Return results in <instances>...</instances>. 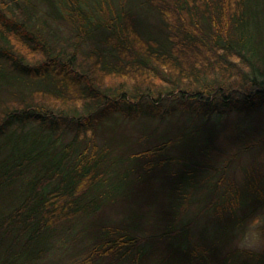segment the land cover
Returning <instances> with one entry per match:
<instances>
[{"label": "trees", "instance_id": "16d2710c", "mask_svg": "<svg viewBox=\"0 0 264 264\" xmlns=\"http://www.w3.org/2000/svg\"><path fill=\"white\" fill-rule=\"evenodd\" d=\"M168 1L178 14L165 13L164 20L161 0H0V264H39L56 234L70 237L82 222L81 230L96 227L99 233L85 255L69 264H99L103 256L111 257L109 264H248L237 259L246 250L234 247L225 255L220 247L244 231L250 214L264 218V173H248L244 188L222 195L230 198L225 204L207 201L217 225L197 232L202 249L191 241L195 217L186 221L187 211L180 221L175 217L181 206L217 194L220 174L202 196L192 197L202 189L198 171L209 168L199 158L225 114H245L241 118L250 126L249 113L264 109V0ZM148 7L161 29L143 10ZM63 21L69 37L58 33ZM130 25L145 47L135 49ZM82 51L93 60L79 58ZM94 67L124 79L103 88L93 78ZM167 75L173 86L157 89ZM234 76L238 83H227ZM179 99L186 101L180 110L194 111L190 121L147 146L151 124L133 120L164 118L183 103L174 101ZM127 124L138 126L140 138L123 133ZM250 154L254 161L264 157V134L233 159L240 163ZM157 168L163 183H170V197L166 208L154 212L155 201L145 208L136 182ZM201 204V210L208 205L205 199ZM103 207L121 215L97 219ZM153 217L163 222L152 234L144 227ZM260 257L254 260L264 264Z\"/></svg>", "mask_w": 264, "mask_h": 264}, {"label": "rangeland", "instance_id": "374dc122", "mask_svg": "<svg viewBox=\"0 0 264 264\" xmlns=\"http://www.w3.org/2000/svg\"><path fill=\"white\" fill-rule=\"evenodd\" d=\"M148 1L151 5H154L152 0H148ZM161 1L162 2H158V5L162 9L160 12V18L165 20V18L168 17L166 14L171 16V13H173L172 14L173 17H176L178 12L176 10H169L166 4H164V3H169L170 1L168 0H164V1L161 0ZM111 8H113V5L111 6ZM143 10L144 11L150 10L149 12L151 13V16H149V19L151 20V22L153 21L152 22L153 25H156V27L161 29L162 23L160 19L156 17L158 16L156 11L154 12V10L149 7L148 9L145 8ZM140 11L142 12V10ZM164 14L166 15L165 18H164ZM59 27L60 28H58L59 29L58 33L60 35L64 37H69L71 35V30L69 29V25L66 22L63 21V23H61ZM130 27H131V29L129 30L131 34L130 39L131 40L135 39L133 45L135 49L139 47H145L146 43L144 42V40L135 36L132 25H130ZM102 46L104 47V49L108 48L106 44H102ZM83 48L87 49L85 47ZM122 54L126 58V54L124 53V50H122ZM82 55L86 58H84ZM78 57L89 62L90 60H93L92 56H89L88 54H84V52L82 54L80 53ZM98 69H100L99 66ZM98 69L96 67L93 68V74H94L93 78L96 80V82L102 85L103 88L119 85V83H121V81H123L124 79L120 73L109 74L108 72L102 69L99 72ZM160 69H161L160 71L164 70L162 67ZM167 73H173V72L170 71ZM168 76L170 77V75H167L163 78L164 81L161 79L159 83H157L159 85L157 89L162 88L164 90L171 88L173 86L170 80L166 78ZM236 78L238 77L234 76V78L229 80V82L227 83H231L230 81H233L234 83L237 84L238 80ZM181 85L186 89L194 87V85L188 86L189 84L188 85L181 84ZM68 91H70V89H68ZM72 95L74 98L76 97L74 94ZM187 95L190 97L192 94L188 93ZM73 97L71 98L72 100ZM178 98L179 97L175 96V99ZM189 100L195 101L193 98H190ZM45 101H51V100L45 97ZM61 101H64L63 97H61ZM174 101H183V100L179 99ZM185 106H186V101L185 102L183 101V103H179L177 107L176 106L174 107L173 113L166 114L164 118L157 117V119H155L156 118L155 117L153 119H150L147 116L145 117L143 115H138L136 116L135 120L132 119L133 121H135L132 124H136L137 122L143 123L147 121L149 124H151L152 126L151 129L154 132V135L151 138H149L146 145L149 146V145L159 144L160 142L164 141V139H162L163 132L168 131L169 133H171L178 131L180 127L184 126L190 121L191 115H194L192 114L194 111L190 109V113H188L185 112V110L184 111L180 110L181 107L185 108ZM167 107L168 105L166 104V107L164 109H166ZM249 114H251L249 118L251 119L250 123H252L250 126L246 125L243 122V118H241V116H244L245 114L241 115V113H237V112H231L225 114V117L222 118L223 121L220 123L221 125L219 126V128H217V130H214L213 132V142L210 144L209 149H207L204 155L200 156L199 158L201 165L205 164L209 166V168L207 171L203 169L198 171V176H199L198 179L202 189L199 190V192H196V194L192 195V197L202 196L201 194L205 193V190L208 185L209 186L213 184L215 185V182L217 180L216 176L220 174V176L221 175L223 176V179L217 185V189H216L217 194L215 195L209 194L208 196H206L205 194V196H203L201 203H203L205 199V202L208 205L205 206L203 205L204 207L202 208V210H201L202 207L201 203L198 202L197 205L188 203L187 205L181 206L179 208L181 212L177 214V216L175 217L176 220L180 221L181 216L185 214L186 211L188 212V214L184 215L183 216L184 218L187 216L191 217L192 215L195 217L193 221L194 230L191 231V235L193 237L191 241L195 242L194 245H196L198 249L203 248L202 240L200 239L197 240V235L199 233V230L200 229L203 230L204 228L205 229L216 228L217 225L215 218L216 212L215 210L213 211L211 209L209 203L215 204L218 203L219 201L221 202L224 201L223 204H225V202L230 198L225 200V197L222 198V195H224L225 192L237 190V188H244L246 186V179L249 177L248 173H251L252 171L259 172V174L261 175L264 173L263 156L255 157V161H254L253 156L251 154L244 155L240 163H238L237 158L233 159L234 157L233 155L235 154V151H237L243 145H246L247 143L249 144L250 142H252L253 139L255 140L260 135L264 134V109L261 108ZM195 116L201 117V115H196V114ZM132 124L121 126V128L124 131L123 132L124 134H129L134 139H138L140 138L141 135L140 132L138 131V126H134ZM136 125H139V123ZM230 159H232V163L229 164V166H227L226 169L220 170V166L222 164L224 166V162L225 161L228 162ZM259 159H261V161H259ZM247 160H251V161H247ZM212 167H215L216 169ZM243 167L247 169L245 170L246 174L243 170ZM170 168L172 169V171L173 170L176 171V169H179L178 166H173ZM138 173L139 172L137 171L133 172V177L131 178H136L138 176ZM146 175L147 176L145 177L144 181L136 182L137 184L136 186L138 188V194H139V196L138 195L137 196L139 197V199H144L146 201V205L144 206L145 208H149L150 205L154 204L151 203L153 199L155 201V205L153 206H156V209L153 210L154 212L166 208L165 201L170 197L169 196L170 188H168L169 187L168 184L170 183H166V182L163 183L165 180H163L164 174L162 168L154 169L149 173H147ZM207 201L210 202L208 203ZM150 208H152V206ZM119 214L116 213L114 214V212L111 211V209H108V207H103L96 214V218L101 220H108V218L112 216L113 218L118 219L119 216L121 215ZM158 214H159L158 216L163 215V211ZM154 218L155 217H153L152 222L149 221L144 227L148 233H150L151 230H152V234L157 233L158 231L156 230L158 226L162 225L163 221L155 222ZM185 219L187 221L188 217ZM68 223L72 225L70 222ZM83 225L84 222L79 223V226H77V230L76 228L73 229V233L70 235V237L69 234H65V235L56 234V238H54L53 240V247L51 252L43 256L42 260L39 261V264H69L71 261H77L78 259H81L85 255L87 249L91 248L90 246L94 245L95 238H97L99 233V229L96 227L89 228L87 231L86 228L84 227L83 230H81ZM79 231L80 233H78ZM152 241L153 239L150 240V242ZM196 243H200V245L197 246ZM223 243H222L223 246L220 247V251L225 255H227L228 253L227 250L232 249L234 247L238 248L239 251H242L244 249L248 252V255L250 254V256L239 253L237 255V259L245 261L248 264L249 263L258 264V262L254 260L255 257L264 256V218L262 217V215H260L259 212L250 214L246 218V225L244 226V231H239L238 234H236L232 240L229 239L228 237ZM161 246L162 248H159L160 252L161 253L163 251L165 252L166 245L161 243L160 247ZM157 247L158 245L155 244V248ZM253 254L256 256H254ZM110 258H111L110 256H103V259L99 264H109L108 261L110 260ZM210 264H219V261L215 260L212 261Z\"/></svg>", "mask_w": 264, "mask_h": 264}]
</instances>
